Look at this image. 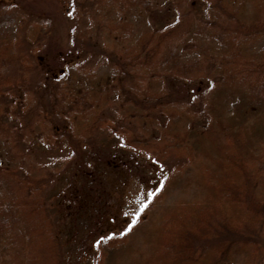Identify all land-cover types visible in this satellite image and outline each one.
I'll list each match as a JSON object with an SVG mask.
<instances>
[{"label": "trees", "instance_id": "trees-1", "mask_svg": "<svg viewBox=\"0 0 264 264\" xmlns=\"http://www.w3.org/2000/svg\"><path fill=\"white\" fill-rule=\"evenodd\" d=\"M91 2L71 8L94 28H70L83 59L31 83L26 53L0 55V67L22 69H0V264L62 263L63 231L44 195L50 176L30 150L102 129L125 148L175 161L132 219L97 243L94 264H228L237 251L254 264L264 235V48H255L264 0H168L175 16L159 24L158 0ZM35 33L29 24L24 39ZM97 49L102 60H88ZM175 83L185 85L181 93ZM110 106L121 124L104 113ZM214 134L222 143L205 160ZM176 189L183 195L167 203ZM214 230L243 237L196 245Z\"/></svg>", "mask_w": 264, "mask_h": 264}, {"label": "rangeland", "instance_id": "rangeland-1", "mask_svg": "<svg viewBox=\"0 0 264 264\" xmlns=\"http://www.w3.org/2000/svg\"><path fill=\"white\" fill-rule=\"evenodd\" d=\"M91 1L85 0V5L88 7ZM73 2L74 0H0V55L9 56L10 50L20 52L18 47L26 53L31 83H36L42 75L58 72L61 61L83 59L80 55L75 56L78 48L74 45L70 28L80 34L94 28L83 14L78 16L76 11L72 13ZM158 2L160 7L154 11L153 21L159 24L160 21L173 20L176 11L169 6L168 0ZM194 10L198 14L202 12L198 2L194 4ZM141 22L144 26L149 24L146 20ZM29 24L35 26L36 30L35 40L31 42L24 39ZM91 40L88 45H91ZM255 48L263 49L264 40L259 41ZM98 54L99 49L85 55L89 56L88 60L99 62L102 58L97 57ZM0 69L11 76L16 75L21 68L14 62L8 67L1 66ZM183 82L191 91L194 87L198 88V85L201 89L198 81ZM180 86L185 85L174 84L176 93H181ZM223 105L225 112L229 104ZM104 113L113 122L121 124L113 107L105 108ZM208 143L209 147L204 153L205 160H211L216 155L222 139L214 134L212 142ZM30 152L31 157L40 162L50 176L45 184L44 195L50 217L59 222L58 227L63 231L61 243L64 258L61 264H94L97 243L108 232L124 225L123 217L128 221L132 219L138 207L159 184V179L155 177H160L175 161L167 159L159 162L144 150L125 148L120 138L108 129H102L85 141L69 137L56 145H36L31 147ZM72 154L76 159L68 167ZM63 159L66 160L64 165L55 172L53 169ZM262 169L264 172V165ZM182 195L178 189L173 190L166 202L171 203ZM225 237L237 240L243 234L214 230L209 238L199 243L201 245L198 242L196 245L207 247ZM258 242L261 249L254 264H264L263 234ZM242 261V254L237 251L228 264H242Z\"/></svg>", "mask_w": 264, "mask_h": 264}, {"label": "snow or ice", "instance_id": "snow-or-ice-1", "mask_svg": "<svg viewBox=\"0 0 264 264\" xmlns=\"http://www.w3.org/2000/svg\"><path fill=\"white\" fill-rule=\"evenodd\" d=\"M69 15H71V13H69ZM103 239V238H102Z\"/></svg>", "mask_w": 264, "mask_h": 264}]
</instances>
